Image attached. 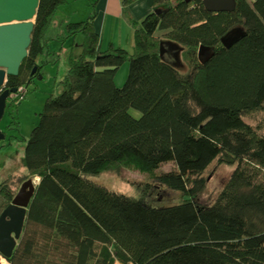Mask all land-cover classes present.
<instances>
[{"label":"trees","instance_id":"trees-1","mask_svg":"<svg viewBox=\"0 0 264 264\" xmlns=\"http://www.w3.org/2000/svg\"><path fill=\"white\" fill-rule=\"evenodd\" d=\"M121 1L127 11L141 0ZM152 2L165 11L133 22L132 53L102 54L94 14L59 23L60 39L48 38L68 0H40L28 57L6 88L28 89L42 77L51 42L60 53L71 42L72 51L63 93L46 101L25 150L23 167L39 182L9 264H229L226 184L211 205L200 202L212 169L225 167L219 14L202 0ZM164 41L181 49L185 72L160 58ZM201 48L211 50L203 64ZM125 64L129 77L119 90ZM21 103H7L8 132L19 126L9 110ZM15 139L5 141L10 147ZM169 164L174 171L155 173ZM124 167L179 203L148 206V182L137 185L144 195L135 200L88 180ZM16 195L9 180L0 184V217Z\"/></svg>","mask_w":264,"mask_h":264},{"label":"rangeland","instance_id":"rangeland-1","mask_svg":"<svg viewBox=\"0 0 264 264\" xmlns=\"http://www.w3.org/2000/svg\"><path fill=\"white\" fill-rule=\"evenodd\" d=\"M93 2L96 0H68V5L60 8L54 26L48 33V38L59 39L57 36L64 32V29L59 28V23L63 25L65 22L68 24H79L87 21L93 12ZM164 11H160L163 14ZM58 25V26H57ZM62 30V31H61ZM50 35V37H49ZM167 43V42H163ZM77 44H81V37L77 39ZM71 43L65 46L62 53L61 44L52 42L49 45L50 55H44L40 61L48 62L42 69V80L36 79L33 85H30L26 99L21 104L12 107L9 112L14 116V119L19 124L18 129L9 133L10 136L17 138L12 141V146L8 147L9 143L4 141L0 149V184L10 181V185L14 192L18 193L25 184V178L31 179L35 184H38L37 178H29V174L23 167V158L25 157V150L28 141L35 128L40 124V116L43 113L46 101L50 98H58L63 93L62 83L68 74V59L71 54ZM75 54H79L78 49H75ZM59 53V54H58ZM60 55L57 57V55ZM206 58V57H205ZM178 63L175 67L181 72H185L181 66L180 56L175 59ZM56 62V63H55ZM130 64H125L117 73L115 79V86L121 90L126 85L129 77ZM131 115L139 118V114L132 111ZM11 117L9 114L5 115L1 123V129L5 131L11 124ZM9 136L7 137L8 140ZM9 141V140H8ZM175 167L171 164L164 165L156 174L169 173L174 171ZM211 175H208V188L207 195L200 202L203 205H211L219 193L223 190L226 184L225 167L213 168ZM97 186L106 188L107 190L119 195L126 196L131 199L139 200L143 198L144 192L142 188H138V184H143L147 181V175H142L134 172L128 168H121L119 172H111L103 174L99 177L88 178ZM147 184V183H146ZM152 186L148 196L146 195L145 201L148 206L156 209L174 206L179 203L177 197L167 191L166 189L156 185L155 183L148 182Z\"/></svg>","mask_w":264,"mask_h":264},{"label":"water","instance_id":"water-1","mask_svg":"<svg viewBox=\"0 0 264 264\" xmlns=\"http://www.w3.org/2000/svg\"><path fill=\"white\" fill-rule=\"evenodd\" d=\"M202 3L209 13L219 14V0H202ZM39 5L40 0H0V125L11 95L17 93L16 89L6 88L7 79L19 75L21 66L28 57ZM180 54L181 49L175 45H160V58L173 67L178 64L175 59ZM210 54V49L201 48L198 53L200 62H206ZM111 55L113 54H108L107 57ZM37 73V69H34L32 75ZM38 79L42 80V77L39 76ZM5 139L0 127V144ZM37 185L32 180L26 181L0 217V255L7 261L12 258L22 238L26 216Z\"/></svg>","mask_w":264,"mask_h":264},{"label":"crops","instance_id":"crops-1","mask_svg":"<svg viewBox=\"0 0 264 264\" xmlns=\"http://www.w3.org/2000/svg\"><path fill=\"white\" fill-rule=\"evenodd\" d=\"M152 1L141 0L132 5L127 11H124L121 0H96V2H93L92 6L94 8L91 15L94 14L96 17L95 27L101 36L100 48L102 54H107L111 48L114 52L122 50L129 54L132 53L133 22L140 23L151 13L160 14V11H165L164 9H153ZM62 34H59V36ZM2 132L6 134V139L8 136L9 138L12 137L9 134L11 132H8L7 128H5V131L2 130Z\"/></svg>","mask_w":264,"mask_h":264},{"label":"built area","instance_id":"built-area-1","mask_svg":"<svg viewBox=\"0 0 264 264\" xmlns=\"http://www.w3.org/2000/svg\"><path fill=\"white\" fill-rule=\"evenodd\" d=\"M26 95V88H20L17 90V93L15 95H11V100L16 101L17 103H21L24 101ZM0 264H9V262L0 255Z\"/></svg>","mask_w":264,"mask_h":264},{"label":"bare ground","instance_id":"bare-ground-1","mask_svg":"<svg viewBox=\"0 0 264 264\" xmlns=\"http://www.w3.org/2000/svg\"><path fill=\"white\" fill-rule=\"evenodd\" d=\"M26 93H28V90L26 89Z\"/></svg>","mask_w":264,"mask_h":264},{"label":"clouds","instance_id":"clouds-1","mask_svg":"<svg viewBox=\"0 0 264 264\" xmlns=\"http://www.w3.org/2000/svg\"><path fill=\"white\" fill-rule=\"evenodd\" d=\"M38 78H39V77H38ZM10 100H11V99H10ZM10 100H9V101H10ZM8 262H9V261H8Z\"/></svg>","mask_w":264,"mask_h":264}]
</instances>
